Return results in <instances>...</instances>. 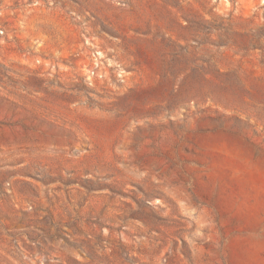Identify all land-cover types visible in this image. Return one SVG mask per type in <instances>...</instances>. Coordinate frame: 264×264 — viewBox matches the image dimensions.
Wrapping results in <instances>:
<instances>
[{
  "label": "rangeland",
  "instance_id": "rangeland-1",
  "mask_svg": "<svg viewBox=\"0 0 264 264\" xmlns=\"http://www.w3.org/2000/svg\"><path fill=\"white\" fill-rule=\"evenodd\" d=\"M0 264H264V0H0Z\"/></svg>",
  "mask_w": 264,
  "mask_h": 264
}]
</instances>
